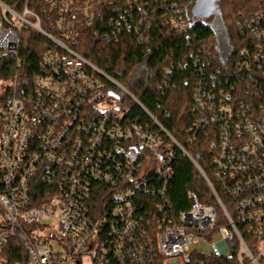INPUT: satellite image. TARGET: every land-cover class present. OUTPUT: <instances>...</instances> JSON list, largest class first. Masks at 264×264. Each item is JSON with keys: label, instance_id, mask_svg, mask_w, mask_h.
<instances>
[{"label": "built area", "instance_id": "1", "mask_svg": "<svg viewBox=\"0 0 264 264\" xmlns=\"http://www.w3.org/2000/svg\"><path fill=\"white\" fill-rule=\"evenodd\" d=\"M43 1L40 11L32 0L21 8L0 1L4 55L18 53L27 25L53 43L30 99L19 96L16 79L0 103V255L18 240L26 254L19 264H264V11L239 23L249 38L234 66L247 74L193 57L194 125L211 129L214 175L229 204L207 179L217 204L190 192V209L175 213L166 196L173 145L183 148L155 118L168 140L131 118L108 85L130 92L74 48L97 7L124 0ZM182 12L170 22L190 44ZM111 23L115 33L139 32L144 14L125 10ZM202 240L213 248L193 249Z\"/></svg>", "mask_w": 264, "mask_h": 264}, {"label": "trees", "instance_id": "2", "mask_svg": "<svg viewBox=\"0 0 264 264\" xmlns=\"http://www.w3.org/2000/svg\"><path fill=\"white\" fill-rule=\"evenodd\" d=\"M11 8H21L24 0H0ZM196 0H137L123 1L116 5L96 8V18L82 32L75 50L125 87L140 104L129 96H120V104L126 106L129 116L142 124L157 120L180 146L173 145L176 156L172 162V176L168 183L166 198L175 213L190 209L188 194L195 193L201 204L216 205V197L209 185L212 183L223 203L229 200L220 192L212 166L211 129L196 128L193 111L194 90L198 82V68L193 63L195 55L206 57L223 68V73L247 74L234 66L241 51L247 46L248 34L243 35L239 23L245 18L264 11V0H216L215 11L223 25V36L213 24L192 16ZM31 8L40 11L43 0L30 2ZM183 10L189 21L191 43L186 34L177 32L170 17ZM125 10L144 14V26L139 31L114 32V17ZM43 27H47L45 19ZM53 47L46 36L31 26H24L16 55H4L0 50V103L13 94L17 79L18 94L30 99L40 74V61ZM209 53L211 55H209ZM187 61L186 66L180 64ZM110 82L108 88L117 90ZM153 117V118H152ZM163 133V132H162ZM164 134V133H163ZM168 140L169 137L164 134ZM208 179V180H207ZM42 186L41 182L37 186ZM160 199L143 195L142 201L156 202ZM26 254L20 241L11 240L0 255L9 264L24 263Z\"/></svg>", "mask_w": 264, "mask_h": 264}, {"label": "rangeland", "instance_id": "3", "mask_svg": "<svg viewBox=\"0 0 264 264\" xmlns=\"http://www.w3.org/2000/svg\"><path fill=\"white\" fill-rule=\"evenodd\" d=\"M205 21H207L209 24L211 23V24H213L214 25V27L217 29V32L219 33V35H221V36H223V33H224V30L222 29L223 28V25H222V22H221V20L219 19V14H218V12L217 11H214L213 12V14L211 15V16H209L208 18H206L205 19ZM113 86H115V85H113ZM116 87V89L117 90H115L118 94H119V96H129V97H131V95H129V94H126L125 92H124V90L123 89H121L120 87H118V86H115ZM133 98L131 97V100H132ZM133 102H135L134 100H132V103ZM112 103L113 104H115L116 102L115 101H113L112 100ZM136 103V102H135ZM126 107V106H125ZM220 211V210H219ZM221 212V211H220ZM223 221H222V219H220L219 220V222H218V225L220 226V225H222L223 223H222ZM217 238L219 237V235L217 234V236H216ZM58 243V242H57ZM208 247H211V248H213V245L209 242V241H206V240H202L199 244H197V245H195L194 247H193V249H199L200 251H203V250H205L206 248H208ZM91 264H93V263H91Z\"/></svg>", "mask_w": 264, "mask_h": 264}, {"label": "water", "instance_id": "4", "mask_svg": "<svg viewBox=\"0 0 264 264\" xmlns=\"http://www.w3.org/2000/svg\"><path fill=\"white\" fill-rule=\"evenodd\" d=\"M216 9V0H196L192 7V16L200 19H206L213 14ZM110 95L118 97L114 91Z\"/></svg>", "mask_w": 264, "mask_h": 264}]
</instances>
